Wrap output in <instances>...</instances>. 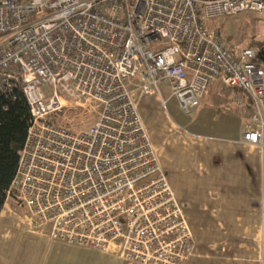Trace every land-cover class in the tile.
Returning <instances> with one entry per match:
<instances>
[{
    "label": "built area",
    "instance_id": "built-area-1",
    "mask_svg": "<svg viewBox=\"0 0 264 264\" xmlns=\"http://www.w3.org/2000/svg\"><path fill=\"white\" fill-rule=\"evenodd\" d=\"M244 12L264 0H0V109L22 95L31 114L7 200L54 242L184 264L196 240L133 95L165 84L191 115L212 85L237 89L242 140L263 147L264 61L209 26ZM82 108L98 109L89 128L60 121Z\"/></svg>",
    "mask_w": 264,
    "mask_h": 264
},
{
    "label": "crops",
    "instance_id": "crops-1",
    "mask_svg": "<svg viewBox=\"0 0 264 264\" xmlns=\"http://www.w3.org/2000/svg\"><path fill=\"white\" fill-rule=\"evenodd\" d=\"M220 93L232 101L233 108L224 109L239 123L231 134H208L178 124L165 110L162 96L136 92L133 101L196 240L184 264H264V146L242 140L251 100L237 89L217 85L213 104L224 99ZM214 109L216 120L223 112L216 105ZM0 264L136 263L54 242L51 224L29 219L8 199L0 213Z\"/></svg>",
    "mask_w": 264,
    "mask_h": 264
},
{
    "label": "rangeland",
    "instance_id": "rangeland-1",
    "mask_svg": "<svg viewBox=\"0 0 264 264\" xmlns=\"http://www.w3.org/2000/svg\"><path fill=\"white\" fill-rule=\"evenodd\" d=\"M209 26L210 28L217 30L234 50L247 48L250 44H254V48H256V39L264 35V13L244 12L236 16L213 20L210 22ZM160 88L162 97L166 101L165 110L178 122V124H183L191 129L208 134L223 133L225 131H230L231 134L239 125L237 120L230 119L233 118V116L225 111L227 109H224L229 107L233 108L232 101L226 96V94H222L223 92L220 93L219 96L221 95V98L224 99L218 100V104L216 102V104H213L214 92H216L217 84L210 87L207 99L203 102L199 111L197 110L191 115H186L181 111L177 100L171 97L167 85L161 84ZM240 99H237L238 103H240ZM215 105L218 110L217 112H223V114L220 113V115L216 117V120H213V116L215 115ZM97 110V108H82L80 110L69 109L65 115L67 120H62L60 118V121L72 125L75 130H84L89 128L95 122ZM252 112L253 111L251 110L250 118ZM196 120L204 125L199 124L201 127L196 126L194 123Z\"/></svg>",
    "mask_w": 264,
    "mask_h": 264
},
{
    "label": "trees",
    "instance_id": "trees-1",
    "mask_svg": "<svg viewBox=\"0 0 264 264\" xmlns=\"http://www.w3.org/2000/svg\"><path fill=\"white\" fill-rule=\"evenodd\" d=\"M250 44L248 48H254ZM31 114L22 95L0 109V213L16 175L22 148L30 126Z\"/></svg>",
    "mask_w": 264,
    "mask_h": 264
},
{
    "label": "flooded vegetation",
    "instance_id": "flooded-vegetation-1",
    "mask_svg": "<svg viewBox=\"0 0 264 264\" xmlns=\"http://www.w3.org/2000/svg\"><path fill=\"white\" fill-rule=\"evenodd\" d=\"M256 49L258 52V55H264V35L260 38H257L255 41Z\"/></svg>",
    "mask_w": 264,
    "mask_h": 264
},
{
    "label": "water",
    "instance_id": "water-1",
    "mask_svg": "<svg viewBox=\"0 0 264 264\" xmlns=\"http://www.w3.org/2000/svg\"><path fill=\"white\" fill-rule=\"evenodd\" d=\"M260 59L264 61V55H259Z\"/></svg>",
    "mask_w": 264,
    "mask_h": 264
}]
</instances>
